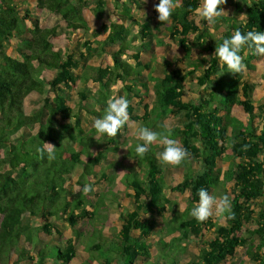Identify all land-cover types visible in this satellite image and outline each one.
Instances as JSON below:
<instances>
[{"label": "trees", "instance_id": "obj_1", "mask_svg": "<svg viewBox=\"0 0 264 264\" xmlns=\"http://www.w3.org/2000/svg\"><path fill=\"white\" fill-rule=\"evenodd\" d=\"M227 3L242 18L222 13L216 20L224 29L214 34L195 23L193 10L201 0H179L165 23L166 37L177 42L184 59L204 65L188 64L202 67L196 79L200 97L194 102L183 100L191 72L181 65L163 77L150 74L154 100L143 106L147 118L132 116L128 106L129 120L122 127L127 131L129 122L141 120L143 126L179 141L195 158L200 171L194 172L186 157L181 162L186 164L182 181L170 187L174 192L188 190V205L166 223L165 230H158L156 217L171 205L156 154L161 145L157 140L137 158L134 143L127 153L134 165L120 183L133 192L128 196L139 208L119 215L120 228L109 242L92 241V258L99 264H136L138 257L151 261L146 264H178L183 243L199 240L205 230H213V237L203 242V264H223L240 248L252 264H264V210L253 209V202L264 198V106L253 104V86L242 70L228 72L213 56L222 39L236 29L242 34L264 31V0ZM85 9L92 10L94 22L90 23ZM117 9L124 20H112ZM129 9L123 0H97L94 8L89 0H0V264H72L77 260L74 241L55 239L63 235L60 222L74 228L84 219H94L109 199L101 192L96 207L86 210L92 192L83 193V187L89 185L92 190L91 182L97 185L106 180L105 170L97 174V167L107 159L105 147L115 140L98 134L94 122L92 126L83 122L80 113L95 120L102 117L118 84L127 99L139 92L135 80L149 68L139 52L149 44L153 30L149 21L133 17ZM49 18L56 23L49 24ZM63 32L88 33L83 45L86 59L94 58L93 65L79 63L72 51L59 46L57 39ZM10 49L14 55L8 53ZM253 51L244 46L240 53L251 71L259 57ZM197 52L209 59L194 57ZM73 91L80 100L76 107L67 99ZM89 97L92 102L83 104ZM36 99L40 105H29ZM96 106L101 109L97 111ZM239 112L246 120L235 118ZM175 113L183 114L185 124L166 128L164 118ZM254 120H260L259 125H253ZM226 143H230V157L239 162L230 165L220 179L216 163L226 152ZM48 151L53 158H48ZM227 183H232L229 192ZM201 188L209 195L211 190L223 189L222 196L229 197L232 215H222L223 224L211 218L198 222L190 215ZM245 224L249 227L244 230ZM151 241L160 249L155 259Z\"/></svg>", "mask_w": 264, "mask_h": 264}, {"label": "rangeland", "instance_id": "obj_2", "mask_svg": "<svg viewBox=\"0 0 264 264\" xmlns=\"http://www.w3.org/2000/svg\"><path fill=\"white\" fill-rule=\"evenodd\" d=\"M130 4V14L133 16H139L151 23L152 26V35L148 37L149 44L143 50H141L140 57L142 62L149 65L148 70H145L141 75V77L135 80V88L139 90L137 95H129V107L131 108L132 116L145 117L146 113H144V104L151 105L154 100L153 95V82L148 80L150 74L152 76L163 77L165 72L170 71L172 68L176 66H183L186 70H189L191 73L187 77L185 81V93L182 97L183 100L194 102L197 100L201 92V88L199 87L196 79L202 74V67L204 66L201 63L190 61L184 59V53L182 49L178 46L175 40H170L166 37L165 23L159 21L156 17L155 5L159 3V0H123ZM97 0H89V7L94 8L96 6ZM223 13L228 17L234 18H242L241 13L234 14L233 8L229 3L224 5ZM120 9L113 10L111 18L114 21H121L125 18L120 14ZM85 15L87 16L90 23L94 22L96 16L92 12L91 9L84 10ZM195 23L198 28L201 30H207L212 32L213 34L219 30L224 29V24H221L217 20L215 23L209 24L207 21L200 19L199 17H195ZM55 24L56 21L52 18H49V24ZM197 33V31H196ZM195 33V34H196ZM89 37L88 33L79 32H63L57 39L59 46L63 50H70L74 54L76 60L79 63H89L93 65L92 58L91 60L86 59L89 58L84 49V40ZM137 51V49H135ZM9 54L14 55L13 50H8ZM203 58L206 56L203 53H194V57ZM106 62H109V59H105ZM131 64H134V61H129ZM201 64L200 68L195 69L193 66L188 67V64ZM252 64L254 65V70H248L246 67L242 69L243 78L247 79L250 84L253 86V104L256 106H264V56H259L255 59ZM142 84H145L146 88L142 87ZM123 86L118 84L112 89V93L114 97L124 96L125 92L122 90ZM67 99L70 101L72 106L76 107L79 103V97L77 96V92L73 91L68 96ZM92 102V99L89 97L87 101L83 104L87 105ZM40 101L37 99L34 101H30L29 105H40ZM101 106H96V110H100ZM46 112H44V115ZM235 117L239 120H246V115L243 113L236 114ZM80 118L83 122H88L91 126L94 122V118L92 115L87 114L86 112L80 113ZM147 116L145 117V119ZM70 121V120H68ZM166 128H171L173 126L182 127L186 119L183 114L169 115L163 120ZM260 120H254L253 125H259ZM143 122L141 120L131 121L127 125V131H124L123 128L119 130L117 135L114 138L115 142L108 147H105L104 153L107 155V159L102 160L101 163L97 167V174L102 170H105L106 180H101L99 184L95 185L93 182L90 183L92 185L91 190V201L89 205L86 206L87 211H92L96 205V201L98 199V194L107 193L109 195V199H105L104 206L98 210V215L94 219H84L80 221L76 227L71 228L67 222H60V227L63 229V235L58 237L55 236L56 240H65L71 239L74 241V247L77 255L76 263L72 264H98L97 261L93 260L92 256L95 253L91 247L92 241L98 242H109L108 240L112 239L114 235L117 233L120 228L121 221L119 220V215L122 213H126L129 210L138 209L137 205L134 202V199L128 197V193L124 191V189L119 185V180L123 177V175L127 172V167H131L132 159L129 157L128 149L131 145L138 144L139 140L136 136V131L138 127L143 126ZM255 127V126H254ZM150 130L155 131L153 128ZM229 134V132H228ZM180 144L179 141H177ZM227 148L226 152L223 154L221 158L217 160L216 169L218 170V174H220V179H222V174L226 171L230 165L239 162V159H233L230 157L231 149L230 143L224 144ZM110 147V148H109ZM163 150V147H159L156 149V154ZM264 161V157L262 158ZM187 161L189 162L191 168L194 172L200 171V166L193 156H187ZM186 171V164L181 163L178 166H170V165H162V173L164 177V181L167 185L164 193L165 196L171 201V205L168 206L166 213H161V216L157 217L158 222V230H165V225L167 222L171 220L175 214L179 215L183 212V210L188 205V190L184 192H174L170 190V187L176 186L183 179V174ZM232 183L225 184V189L229 192V188ZM224 188V186H220L219 188ZM78 187H74L73 192H76ZM115 191V195H111L112 191ZM224 194L223 189L211 190L210 195L214 196L217 203L219 202L221 196ZM259 208H263L264 210V198L257 199L253 202V209L255 212L259 210ZM209 218L214 219L216 224H223L224 220L222 216H217L215 214V205L213 206V215ZM253 218H257L256 215H253ZM255 220V219H254ZM250 225L253 227L256 226L255 222H252ZM249 225L245 224L243 229H247ZM93 232L95 234H93ZM158 233H155L153 238H156ZM213 237V230H205L202 237L197 240L195 238H191L188 241L183 243L184 250L180 251L178 254V264H203L202 255H203V242ZM164 241L167 243L169 241L168 237L164 238ZM152 250L151 255L156 258L158 252L160 251L159 246L156 244V241H151ZM144 259L139 258L137 260V264H146ZM165 264V263H163ZM223 264H252L251 260L245 255V249L240 248L236 255L232 258L225 261Z\"/></svg>", "mask_w": 264, "mask_h": 264}, {"label": "clouds", "instance_id": "obj_3", "mask_svg": "<svg viewBox=\"0 0 264 264\" xmlns=\"http://www.w3.org/2000/svg\"><path fill=\"white\" fill-rule=\"evenodd\" d=\"M225 2L226 0H201V4L193 10V14L209 24H213L216 18L226 12L223 8ZM177 7H179V0H159V3L155 5V11L158 13L157 19L163 23L169 22ZM244 46L253 49L254 55L264 56V31H248L242 34L239 29H236L230 37L222 39V43L215 48L213 56L227 67L228 72L239 73L245 67L243 57L240 54ZM203 58L209 59L208 56ZM128 106L129 101L124 96L109 98L103 116L94 121L93 127L96 132L102 136L115 137L129 120ZM136 136L139 141H142L135 146L137 158H142L149 151L150 145L157 140L163 147L158 155L162 165L178 166L188 156V151L178 144L177 140L152 131L148 127H138ZM53 155L52 151H48L49 159L53 158ZM90 191L89 185L83 187V193L87 194ZM198 196V204L190 211V215L196 221L204 222L212 216L214 205L217 216L228 214L230 217L232 215L228 196H222L217 203L215 197L209 195L208 191L203 188L198 191Z\"/></svg>", "mask_w": 264, "mask_h": 264}, {"label": "crops", "instance_id": "obj_4", "mask_svg": "<svg viewBox=\"0 0 264 264\" xmlns=\"http://www.w3.org/2000/svg\"><path fill=\"white\" fill-rule=\"evenodd\" d=\"M119 15H120V14H119ZM132 16H133V15H132ZM123 17H124V16H123ZM133 17H139V16H133ZM124 18H125V17H124ZM150 25H151V23H150ZM151 27H152V26H151ZM152 32H153V31H152ZM147 40H148V38H147ZM129 61H131V60H129ZM129 63L131 64V62H129ZM107 158H108V157H107ZM132 160H133V159H132ZM134 162H135V161L133 160V161H132V165H131V167H133ZM127 168H130V167H127ZM127 172H128V170H127ZM127 172H126V173H127ZM126 173H125V174H126ZM98 174H99V173H98ZM125 174H124V175H125ZM138 174H139L140 176L142 175V173H141L140 171H138ZM124 175H123V176H124ZM106 178H107V176H106ZM121 179H122V178H121ZM121 179L119 180V183H120ZM119 185L123 188V186L121 185V183H120ZM123 189H124V188H123ZM124 191H125L126 193H128V194H132V193H133V192H131V191H129V190H125V189H124ZM114 193H115V191L113 190V191L111 192V195H112V196L115 195ZM128 197H129V196H128ZM157 217H158V216H157ZM157 217H156V219H155L156 221H157ZM157 224H158V222H157ZM157 226H158V225H157ZM139 258H141V257H138L137 260H138ZM137 260H136V264H137ZM76 261H77V260H76ZM76 261H74L73 263H76ZM144 261H145V260H144ZM98 264H99V263H98Z\"/></svg>", "mask_w": 264, "mask_h": 264}]
</instances>
